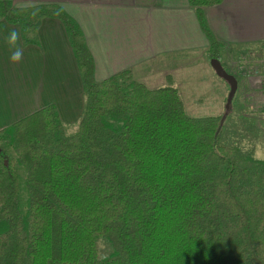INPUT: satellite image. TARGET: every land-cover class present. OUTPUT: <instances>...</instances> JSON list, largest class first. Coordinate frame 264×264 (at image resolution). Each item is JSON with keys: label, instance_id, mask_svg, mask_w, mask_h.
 <instances>
[{"label": "trees", "instance_id": "1", "mask_svg": "<svg viewBox=\"0 0 264 264\" xmlns=\"http://www.w3.org/2000/svg\"><path fill=\"white\" fill-rule=\"evenodd\" d=\"M223 1L188 0L220 63L228 46L205 10ZM0 19L25 48L60 21L84 98L72 135L56 105L0 130V264H264V160L222 142L224 116L191 117L170 76L158 89L131 70L97 82L59 5L0 0Z\"/></svg>", "mask_w": 264, "mask_h": 264}, {"label": "crops", "instance_id": "2", "mask_svg": "<svg viewBox=\"0 0 264 264\" xmlns=\"http://www.w3.org/2000/svg\"><path fill=\"white\" fill-rule=\"evenodd\" d=\"M45 4L61 6L80 25L95 76L103 80L131 70L150 81L180 67V57L209 49L188 0H14L17 8ZM205 11L213 32L228 46L225 59L237 58L242 74L246 46L264 45V0H224ZM13 29L24 49L18 64L9 61L7 37ZM38 34L41 47L25 48L20 28L0 19V130L48 105L58 107L65 123L78 121L83 112L82 80L64 26L45 19ZM168 75L177 87V78Z\"/></svg>", "mask_w": 264, "mask_h": 264}, {"label": "rangeland", "instance_id": "3", "mask_svg": "<svg viewBox=\"0 0 264 264\" xmlns=\"http://www.w3.org/2000/svg\"><path fill=\"white\" fill-rule=\"evenodd\" d=\"M246 50L240 60L242 74L238 72L237 58L236 61L224 60L226 64H231L224 69L231 72L236 81L223 79L207 52L180 57L177 63L180 67L154 75L150 81L145 78L149 75L139 74L142 78L137 75L134 78L150 89H158L168 85V74L174 75L191 117L224 116L222 142L238 146L245 152H253L256 158L264 160V45L246 46ZM95 78L97 82L103 81L99 74ZM77 125V121L68 123L67 133L74 134Z\"/></svg>", "mask_w": 264, "mask_h": 264}, {"label": "clouds", "instance_id": "4", "mask_svg": "<svg viewBox=\"0 0 264 264\" xmlns=\"http://www.w3.org/2000/svg\"><path fill=\"white\" fill-rule=\"evenodd\" d=\"M19 39L20 36L16 29H13L7 37V44L10 50L9 61L13 64H18L23 59L24 49L19 45Z\"/></svg>", "mask_w": 264, "mask_h": 264}, {"label": "water", "instance_id": "5", "mask_svg": "<svg viewBox=\"0 0 264 264\" xmlns=\"http://www.w3.org/2000/svg\"><path fill=\"white\" fill-rule=\"evenodd\" d=\"M213 63V66L215 68V70L217 71V73L223 78V79H226V80H229V81H236V79L231 76L230 74H228L226 72V70L223 68V65L222 63H220V61L218 60H213L212 61Z\"/></svg>", "mask_w": 264, "mask_h": 264}]
</instances>
